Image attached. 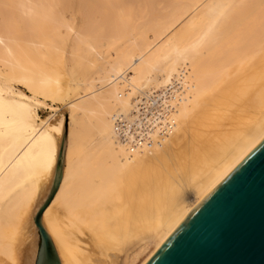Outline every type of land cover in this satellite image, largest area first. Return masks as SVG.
Returning <instances> with one entry per match:
<instances>
[{
	"label": "bare ground",
	"instance_id": "obj_1",
	"mask_svg": "<svg viewBox=\"0 0 264 264\" xmlns=\"http://www.w3.org/2000/svg\"><path fill=\"white\" fill-rule=\"evenodd\" d=\"M263 137L264 0H0L10 261L143 264Z\"/></svg>",
	"mask_w": 264,
	"mask_h": 264
},
{
	"label": "water",
	"instance_id": "obj_2",
	"mask_svg": "<svg viewBox=\"0 0 264 264\" xmlns=\"http://www.w3.org/2000/svg\"><path fill=\"white\" fill-rule=\"evenodd\" d=\"M143 264H264V137Z\"/></svg>",
	"mask_w": 264,
	"mask_h": 264
},
{
	"label": "rangeland",
	"instance_id": "obj_3",
	"mask_svg": "<svg viewBox=\"0 0 264 264\" xmlns=\"http://www.w3.org/2000/svg\"><path fill=\"white\" fill-rule=\"evenodd\" d=\"M104 50V47H100V48H97V51H102ZM109 53L112 54L111 51H109L107 54L109 55ZM81 68V67H80ZM78 68V69H80ZM76 67L74 66L73 69H72V72L71 70L69 71H66L64 73V78L65 79H68L69 78V75H75L77 76V71H75ZM16 88H19V89H22L20 87H17L15 86ZM26 93V92H24ZM26 95H28V93H26ZM39 101H42V99H39ZM67 103V100H64L63 102L61 103H58V104H53L51 103L50 101H45L43 103L40 102L39 106L37 107V114L39 116L40 119H45L47 117H51V121H54L56 119H60V117L62 116V118L64 119V122H65V126H64V129L62 131V136L58 138V148H59V145L61 143V141L63 140V136H64V133L67 132V124H68V117H69V110H68V105H66ZM42 199H40L39 201H37V204L40 203ZM190 199H187V201H189ZM19 235H24L25 236V231L21 230ZM30 237L34 240V243H35V248L39 247V239L37 237V235L35 234V231L34 233L31 232L30 234ZM29 241V239H28ZM21 246L23 247L25 243H27V240L24 242L21 241ZM14 257H15V261H10V259L8 257H6L5 255H2L0 254V264H21V261H17L18 260V257H19V253H18V256L16 255V252L14 251ZM137 261H135L134 263H136Z\"/></svg>",
	"mask_w": 264,
	"mask_h": 264
}]
</instances>
